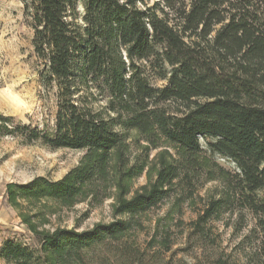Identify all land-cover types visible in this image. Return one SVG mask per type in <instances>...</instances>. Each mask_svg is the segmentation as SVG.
<instances>
[{"label": "trees", "instance_id": "obj_1", "mask_svg": "<svg viewBox=\"0 0 264 264\" xmlns=\"http://www.w3.org/2000/svg\"><path fill=\"white\" fill-rule=\"evenodd\" d=\"M23 3L56 111L42 127L0 113V137L81 156L59 179L6 184V201L33 241L6 239L0 259L84 264L87 251L125 240L168 199L178 213L198 199L188 225L200 244L235 203L239 217L246 209L262 229L255 253L264 264V0ZM211 182L220 190L200 196ZM108 200L111 221L81 231L78 220L61 224L63 211ZM158 228L159 220L150 247L168 251V231L157 240ZM210 264L232 263L219 252Z\"/></svg>", "mask_w": 264, "mask_h": 264}, {"label": "rangeland", "instance_id": "obj_2", "mask_svg": "<svg viewBox=\"0 0 264 264\" xmlns=\"http://www.w3.org/2000/svg\"><path fill=\"white\" fill-rule=\"evenodd\" d=\"M30 20L23 0H0V113L23 124L51 126L56 111L55 90L42 82L44 66L33 51ZM80 156L81 152L70 149H50L38 142L25 144L18 137H0V246L6 239L33 241L6 201V184L29 182L37 176L59 179L77 164ZM214 158L225 168L235 171L230 160L217 155ZM144 182L145 177L141 176L134 186ZM220 187L217 182L207 183L199 190V195L205 196L206 190ZM195 201L194 206L182 203L178 213L171 209L172 199H168L142 215V229L131 230L125 240L87 251L84 264L110 261L115 264H210V257L219 252H223L232 264H263L255 253L263 233L251 213L244 209L241 210L243 216L239 217L238 206L234 203L232 212L225 211L210 223L203 246L189 231L188 222L196 218L200 206L199 200ZM109 202L94 208L79 204L63 211L61 224L73 227L78 220L81 231L97 222H109L113 219ZM157 220L156 239H162L163 228L167 230L168 251H160L158 246L150 247ZM135 249H138L137 254H134ZM0 264L7 263L0 259Z\"/></svg>", "mask_w": 264, "mask_h": 264}]
</instances>
